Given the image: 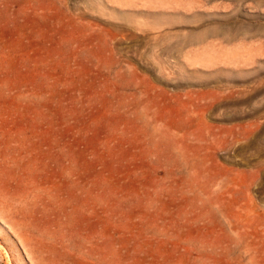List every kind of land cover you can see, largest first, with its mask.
<instances>
[{
    "label": "rangeland",
    "instance_id": "obj_1",
    "mask_svg": "<svg viewBox=\"0 0 264 264\" xmlns=\"http://www.w3.org/2000/svg\"><path fill=\"white\" fill-rule=\"evenodd\" d=\"M0 264H264V0H0Z\"/></svg>",
    "mask_w": 264,
    "mask_h": 264
}]
</instances>
